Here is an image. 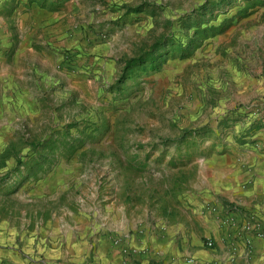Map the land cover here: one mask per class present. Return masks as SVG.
<instances>
[{
  "label": "rangeland",
  "instance_id": "rangeland-1",
  "mask_svg": "<svg viewBox=\"0 0 264 264\" xmlns=\"http://www.w3.org/2000/svg\"><path fill=\"white\" fill-rule=\"evenodd\" d=\"M260 149L264 0H0V264L181 260Z\"/></svg>",
  "mask_w": 264,
  "mask_h": 264
},
{
  "label": "crops",
  "instance_id": "crops-1",
  "mask_svg": "<svg viewBox=\"0 0 264 264\" xmlns=\"http://www.w3.org/2000/svg\"><path fill=\"white\" fill-rule=\"evenodd\" d=\"M223 167L220 172L221 187L213 195L208 194L202 198V206L209 204L208 214H211L214 207L216 211L223 209L226 212L230 208L235 209L236 212L228 213L230 216L222 215L224 219L227 218L226 220L232 219L235 226L230 227L221 221L224 226L220 230H212L211 224L222 226L218 223V215L217 217L212 215L200 217L203 218L202 222L206 228L201 235L208 241L212 239L215 247L208 248L206 242H202V236L196 234L192 240L196 245L192 255H187L181 260H173L170 264H188L186 262L188 258H195L198 264H264V235H258L257 231L243 232L242 230L247 211L256 213L262 220V229L264 228V150L247 152L239 159H225ZM236 200L239 201L240 208L233 207ZM240 226L241 229L237 230ZM75 239L78 240L77 237H74ZM57 244L58 242H55L52 247L56 248ZM99 247L103 261L106 264H113L108 254V245L101 242ZM156 247L164 249L165 244L160 243ZM1 262H11V260L0 254Z\"/></svg>",
  "mask_w": 264,
  "mask_h": 264
},
{
  "label": "built area",
  "instance_id": "built-area-1",
  "mask_svg": "<svg viewBox=\"0 0 264 264\" xmlns=\"http://www.w3.org/2000/svg\"><path fill=\"white\" fill-rule=\"evenodd\" d=\"M261 227H262V225H260V222L258 221V222H256V223L253 225L252 228H255L256 230H259V231H258V235H262V236H263L262 231H260V230H261ZM250 228H251V227H249V229H250ZM206 246H207V247H212V246H213V242H212V241H208V242L206 243ZM186 262H187L188 264H198L197 261L195 260V258H188V259L186 260Z\"/></svg>",
  "mask_w": 264,
  "mask_h": 264
},
{
  "label": "trees",
  "instance_id": "trees-1",
  "mask_svg": "<svg viewBox=\"0 0 264 264\" xmlns=\"http://www.w3.org/2000/svg\"><path fill=\"white\" fill-rule=\"evenodd\" d=\"M148 59L150 60V62H154L156 60V57L150 56Z\"/></svg>",
  "mask_w": 264,
  "mask_h": 264
}]
</instances>
